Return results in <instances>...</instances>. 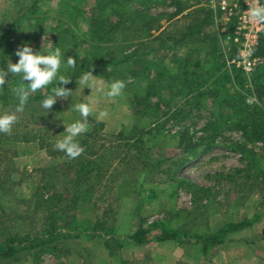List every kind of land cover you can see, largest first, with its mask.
I'll list each match as a JSON object with an SVG mask.
<instances>
[{"label": "rangeland", "instance_id": "374dc122", "mask_svg": "<svg viewBox=\"0 0 264 264\" xmlns=\"http://www.w3.org/2000/svg\"><path fill=\"white\" fill-rule=\"evenodd\" d=\"M34 1L36 7L32 8ZM62 1L0 0V67L17 62L10 47L16 44L27 43L34 51L46 53L51 27L62 21V29L70 23L81 37L77 46L89 48L81 57L91 50V59L113 61L106 68L111 78L93 72L88 83H83L87 74L83 73L66 86L72 90L71 96L58 98L51 111L43 110L41 101H34L17 114L29 127L42 129L46 138L44 147L36 142L19 143L0 155V231L8 225H13L4 229L8 234L33 237L41 231L42 220L32 197L37 189L43 197L62 193L64 203L65 198L73 201L69 219L58 222L61 231L70 235L45 246L31 247L24 241L15 257L0 260V264H264V142L247 138L236 128L211 135L207 122L217 112H210L220 106L200 100L198 108H192L191 103L199 98H180L181 81L174 85L177 97L162 91L152 109L155 112L145 106L133 108L135 94L145 95L148 81L156 73L154 65L160 63L178 73L181 80H204L210 75L214 79L224 74L220 81L229 93L240 92L247 105L264 113V56L254 52L256 64L248 74L231 62L239 49L228 39L231 19L219 13L218 1L225 0H124L122 24L114 23L107 36L92 44L87 35L80 34L90 28V2L83 4L87 14L73 18ZM20 13L24 18L14 26ZM197 23L202 24L200 33L173 43ZM134 53H143V64L125 59ZM69 56L79 57L73 52ZM141 65L147 68L141 70ZM62 71L63 67L60 74ZM6 79L0 87V113L14 109L3 102V93L15 87L10 76ZM159 79L167 81V76L160 74ZM114 80L124 81L125 88L119 97H108L106 92ZM206 85L199 84L197 90ZM78 103L89 104L92 113L87 130L76 138L83 152L70 158L54 145L67 134L66 126L83 120L73 110ZM102 112L107 115H100ZM83 160L94 161L87 172ZM83 182L90 187L78 195ZM151 187L156 196L147 199ZM72 214L77 215L76 221ZM97 218L106 219L113 231L105 228L97 230L100 235L87 233L85 229ZM243 218L255 219L207 253L197 245L181 246L173 241L151 240L144 245L126 241L140 223L159 220L211 233L227 220ZM74 226L83 232L77 234ZM110 234L122 242L112 241Z\"/></svg>", "mask_w": 264, "mask_h": 264}, {"label": "trees", "instance_id": "16d2710c", "mask_svg": "<svg viewBox=\"0 0 264 264\" xmlns=\"http://www.w3.org/2000/svg\"><path fill=\"white\" fill-rule=\"evenodd\" d=\"M81 2V4L77 5ZM66 5V8H68V16H72L73 18L80 16L81 14H87L85 12V8L83 4H87L90 2V5L88 6L89 12H88V18L90 19V28L85 31H81L82 36H86L88 38L89 43H93L97 40H102L104 36H107V32L113 27H115L121 22V17L123 15V2L124 0H63ZM70 6H73V9H71ZM36 7V1L32 3V8ZM31 7H29L30 11ZM71 9V10H70ZM113 17H116L114 20ZM24 18L23 14H19L16 19H14L13 24L16 26L22 19ZM111 19V22H110ZM153 19V18H151ZM106 22V23H105ZM151 22H148L146 26ZM153 24V22H152ZM202 24H192V26L188 27V32H183L182 36L179 39H176L173 43L177 44L180 43L182 40L188 38L193 33H200V30L198 29V26ZM72 25L70 23H66L65 28L62 29V21H59L58 25L52 26V37H51V43L48 45V50H51L55 47H59L62 52L65 53V59L71 55L73 52V55L79 56L75 59L76 63L73 68H63L62 74L65 76L69 75V78H71L72 82L66 86L73 85L75 82L77 76L83 74V73H101L105 78L109 79L111 78L109 73L107 72L108 63L113 62L111 59L105 60L103 62H99L98 59H91L92 52H85V57H81L80 54H82V51H85L89 49L87 46H83V44L80 46H77L79 43V37L74 33V31L71 29ZM13 25L10 27L11 29ZM157 26L152 27V29H156ZM11 29H9L11 31ZM9 31V32H10ZM111 33V31H110ZM166 32H163L165 34ZM109 34V33H108ZM6 37V36H5ZM2 37V38H5ZM158 38V37H154ZM170 39V38H169ZM82 39V43H83ZM23 44V43H22ZM86 44V43H85ZM84 44V45H85ZM22 45H15L10 46L14 52H16L17 48ZM169 47V46H167ZM173 47V46H172ZM9 48V46L7 47ZM10 48V49H11ZM6 50V49H5ZM77 50V51H76ZM7 53H9L7 51ZM255 53L257 55L264 56V30L260 32L259 34V42L257 47L255 48ZM16 56V55H15ZM143 56V53H134L131 55H127L125 59H135L136 63L143 64L144 60L141 58ZM17 61H18V57ZM1 61V59H0ZM160 63H155V72L153 75V78H150L148 81V86L146 88L145 95H139L135 94V105L133 104V108L136 109L138 106H145L147 109L153 111L152 109L156 108L157 105V98L161 97L162 91L171 93V95H174L177 97L174 92V85L177 81L182 82V86L184 89H180L178 92L181 94L180 98L188 97L191 99H196L197 97L199 100L196 102L191 103L192 108H198V106L201 104L200 100L203 102L206 101V103H210L214 106H220L215 111H211V114H215L216 117L213 119L208 120L207 128L210 130L211 135L213 133H217L219 131H222V129H239L243 132V134L247 138H256L260 139L264 142V113L263 111L259 110L256 107H251L247 105L244 102L243 96L240 92L236 91L234 94L229 93V90L224 87V83L220 81L221 78H223L224 74L215 77L214 79L210 78V76L205 77L204 80L199 79H190L188 77H184L183 80H181L180 75L178 73H175V71H172L158 65ZM96 66V67H95ZM100 66V67H99ZM157 67V68H156ZM184 67L186 65L184 64ZM141 70H145L147 68V65L144 67V65H141ZM101 71H100V70ZM184 73H187L186 70H183ZM160 74H165L167 76V81L162 82L159 79ZM12 83L15 87L20 85V77L14 76L11 77ZM211 79V80H210ZM151 83H158L160 86H152ZM208 83V85H206ZM206 85L204 86L203 90H197L198 85ZM210 84L212 85L210 87ZM194 86V87H191ZM26 86V85H25ZM55 86V82L41 90H38L36 93H32L30 95V101H42L47 95L50 94L52 87ZM187 88V92L186 89ZM192 88V91L194 89L196 90L195 93H191L190 89ZM194 88V89H193ZM177 91V90H176ZM4 92V91H3ZM191 94V96H190ZM156 99V100H153ZM210 101V102H209ZM3 102L5 104H10L13 108L14 105L17 103L12 89L10 92L3 93ZM187 103H189V100H186ZM221 111H218L221 109ZM226 108V111L224 110ZM46 138V134L42 129H37L33 127H29V124L25 123L24 118L20 117L17 119V122L12 128V131L10 133H0V155H4L6 149L9 147H15L19 143H39V146L44 147L43 141ZM81 143H85L81 139ZM233 149H239L242 150L240 147H231ZM94 164V161H82V168L85 169V172L90 170V166ZM89 167V168H88ZM76 181L73 180V184ZM98 184V183H97ZM89 183H84L81 186H88ZM81 187L78 195H80L83 190L89 189L90 186L83 188ZM50 196V197H43L37 189L32 194V197H34V205L35 212L40 213L39 218L41 217L42 224L40 226L41 231L37 235L27 236V235H17L13 233H9L7 231H4L5 228H12L13 225L2 227L3 230L0 231V260H7L11 259L12 257H15L16 254L20 250V243L27 241L28 244L32 247L37 246H45L47 244H51L53 241L58 240L63 235H70V233H63L60 229L61 227L58 225L59 221L65 222V220H68V214L70 213L71 203H69L71 200L65 198V203L63 202L64 196L62 193L58 194L56 196ZM68 196V195H66ZM65 196V197H66ZM147 199H151L156 196V190L151 187L148 190V193L145 195ZM55 199H57V202H55ZM63 199V200H62ZM47 206V208H46ZM41 208V209H40ZM96 209V208H95ZM66 214V218L64 217ZM256 218V217H255ZM254 218V219H255ZM71 219L77 220V215L72 214ZM254 219L250 218H243L240 220H227L225 221L218 229H216L214 232L211 233H204V232H193L189 228L185 226H179L174 227L171 225H168L167 223L163 221H153L147 224H138L136 228L131 231L126 237V241H128L131 244L135 245H144L148 243L151 240L158 241V242H165V241H173L177 243L178 245H185V244H193L197 245L199 250L202 253H207L209 250H211L214 247H217L219 245L224 244L229 236L233 233L239 232L247 227H249ZM106 222V219H99L97 218L95 220V223H93L92 227H89V229H85L87 233H90L94 235L93 232H98L97 230H104L105 228L108 229V232H112V227L108 226ZM73 231L77 234H80L82 231H77V227H73ZM93 229V231H91ZM7 230V229H6ZM81 230V229H79ZM89 230V231H88ZM84 231V232H85ZM99 234L100 233H96ZM108 235V234H107ZM1 236H5L3 239H1ZM111 236V234L109 235ZM112 241H116L121 243L122 241H119L121 239H115L113 236H111ZM110 238V237H109ZM24 246V245H23ZM50 246V245H48ZM107 247L110 245L107 243ZM25 248V247H24ZM111 248V247H109Z\"/></svg>", "mask_w": 264, "mask_h": 264}, {"label": "clouds", "instance_id": "9594fccd", "mask_svg": "<svg viewBox=\"0 0 264 264\" xmlns=\"http://www.w3.org/2000/svg\"><path fill=\"white\" fill-rule=\"evenodd\" d=\"M247 13L250 22L264 25V3H261L260 0H256L255 3L249 5ZM15 55L18 57L17 62H8L6 67H0V87L7 83L6 78L8 76L20 77V85L12 89L17 101L14 109L0 113V133H10L12 131L18 119L17 114L25 111L32 93H36L55 82L50 94L40 102L41 108L48 112L52 110L58 98H67L72 94V90L66 87L72 80L60 74V70L62 67L65 69L73 68L76 61L71 56L65 59V53L59 47L42 53L41 50L34 51L32 46L25 43L17 48ZM91 75H93L91 72L84 74L82 82L88 83ZM124 88V81L114 80L111 82L106 95L108 97H119ZM73 110L78 112L83 120H77L66 126L65 131L67 134L54 145L57 150L64 152L70 158H76L83 152V148L76 138L87 130V118L92 113V109L87 103H78L73 106ZM100 115L106 116L107 113L102 112Z\"/></svg>", "mask_w": 264, "mask_h": 264}, {"label": "built area", "instance_id": "2783aa9c", "mask_svg": "<svg viewBox=\"0 0 264 264\" xmlns=\"http://www.w3.org/2000/svg\"><path fill=\"white\" fill-rule=\"evenodd\" d=\"M255 2L256 0L218 1L219 13L226 19H231L232 28L228 39L239 49V55L232 58L231 62L245 74L251 72L256 64L254 52L259 42V34L264 30V25L250 22L248 19V6ZM260 2L264 3V0Z\"/></svg>", "mask_w": 264, "mask_h": 264}]
</instances>
